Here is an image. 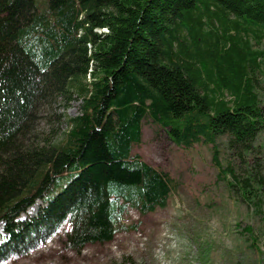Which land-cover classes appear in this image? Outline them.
<instances>
[{"label": "trees", "instance_id": "obj_1", "mask_svg": "<svg viewBox=\"0 0 264 264\" xmlns=\"http://www.w3.org/2000/svg\"><path fill=\"white\" fill-rule=\"evenodd\" d=\"M250 33L264 38V0H0V263L59 233L75 252L110 243L134 227L130 208L165 209L180 180L133 153L148 122L179 148L210 145L252 202L264 51ZM75 94L80 115L62 113L69 129L41 140V110H66ZM224 135L250 168L242 180L220 164ZM243 231L254 245V227Z\"/></svg>", "mask_w": 264, "mask_h": 264}, {"label": "rangeland", "instance_id": "obj_2", "mask_svg": "<svg viewBox=\"0 0 264 264\" xmlns=\"http://www.w3.org/2000/svg\"><path fill=\"white\" fill-rule=\"evenodd\" d=\"M244 38L249 39L253 50L264 51V38L259 40L253 33ZM254 77L256 91L264 100V61ZM225 97L231 98L228 92ZM81 105V98L75 94L66 110L61 105L54 110H41L36 126L40 139L60 138L69 129L61 114L76 117ZM229 140L227 135L216 140L219 161L225 169L234 168L242 180L250 168L239 163ZM253 147V154L259 157L255 169L261 183L252 181L248 189L252 202H247L242 190L229 187V182L236 181L230 175L224 177L225 173L213 160L210 145L179 148L165 131L148 122L142 143L134 146L133 153L180 180L165 209L141 216L130 208L123 224L137 228L119 233L110 243L90 245L75 252L65 248L59 233L37 241L20 254H8L0 264H264V133ZM42 206L37 200L21 218L37 217ZM248 225L255 229L254 245L243 231ZM6 241L0 224V245Z\"/></svg>", "mask_w": 264, "mask_h": 264}, {"label": "water", "instance_id": "obj_3", "mask_svg": "<svg viewBox=\"0 0 264 264\" xmlns=\"http://www.w3.org/2000/svg\"><path fill=\"white\" fill-rule=\"evenodd\" d=\"M1 225H2V223H1Z\"/></svg>", "mask_w": 264, "mask_h": 264}]
</instances>
